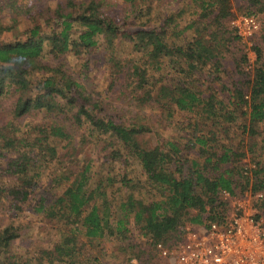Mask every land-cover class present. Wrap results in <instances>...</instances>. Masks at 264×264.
I'll return each mask as SVG.
<instances>
[{
	"label": "trees",
	"instance_id": "trees-1",
	"mask_svg": "<svg viewBox=\"0 0 264 264\" xmlns=\"http://www.w3.org/2000/svg\"><path fill=\"white\" fill-rule=\"evenodd\" d=\"M106 1L0 0V37L21 18L31 22L23 38L0 40V116L12 115L0 124V264H114L86 255L87 245L102 239L115 241L112 256L124 263L155 264L157 245L181 242L187 224L228 221L224 191L237 195L252 184L264 193V33L255 41L253 73L244 70L245 55L230 72L223 47L239 39L225 24L236 16L235 0H192L197 20L183 29L181 12L158 22L151 9L135 6L118 18ZM240 1L248 3L240 7L245 14L264 13V0ZM119 42L132 45V56L118 53ZM101 45L105 64L98 62ZM96 66L107 67L112 92L136 102L130 117L109 111L86 86ZM155 105L161 121L193 113L192 135L150 143L156 130L147 108ZM38 113L56 123H15ZM60 120L84 130L80 142ZM89 142L103 144L104 162L128 170V161H137L143 178L125 171L96 184L92 160L79 148ZM105 181L125 189L118 214ZM254 203L264 215V195ZM29 211L43 215L55 237L25 254L18 244Z\"/></svg>",
	"mask_w": 264,
	"mask_h": 264
},
{
	"label": "rangeland",
	"instance_id": "rangeland-1",
	"mask_svg": "<svg viewBox=\"0 0 264 264\" xmlns=\"http://www.w3.org/2000/svg\"><path fill=\"white\" fill-rule=\"evenodd\" d=\"M106 2L108 5H110V14L118 18H122L125 14L129 13L132 8H136L135 6L143 7V9L145 10L144 12H147L151 9L153 12L151 14L152 18L158 22L161 20L160 16L164 14H178V12H181L183 14L178 18L179 29L185 28V26L187 24H190L192 20H197L198 15L196 14V12H198L199 10V6L196 5L192 0H107ZM246 6H248V3L242 2L240 0H235L233 3L235 15L245 14L244 10H240V7L246 8ZM260 16L262 28L251 40L244 41L239 38L235 41H232V44L229 45L230 48L226 47V45L223 47L224 54H226L224 63L227 66L228 71H235L237 59H242V57L245 55L247 58V62L244 64V70L250 72V74L253 73V68L257 64L258 59V54L255 50V41H261V35L264 33V13H260ZM147 18L148 15H143L140 16L137 21L142 22L147 20ZM225 24L226 27L232 30L230 20H227ZM30 27L31 22L26 18H21L19 26L16 29L3 34L0 37V40L14 41L16 40V38H23L24 31L29 29ZM218 30H220V28ZM193 32L194 29H190L187 31V34L189 36H192ZM227 37H229L228 34L226 35V38ZM170 39H175L177 42H180L184 38L182 36L180 38L172 37ZM101 46L102 47H100V51L98 53V62H101V64H105L107 53L104 50L103 45ZM116 49L118 50V53L122 56H132L131 52H133V50L131 44H128L126 42H119ZM70 60L71 64L79 72L80 69L78 66H76L77 62L75 58L70 57ZM103 67L98 68V66H96L94 68V71L89 73V76L86 81V86L93 94H95V96H97L103 101V105L109 111L116 110L120 114H126L128 117H130L137 111L136 102L133 100L132 103V100H129V97L127 95H123L121 93L116 94L114 91L112 92L109 89L108 69L106 66ZM3 106L9 107L10 105H8V102H5L3 103ZM147 109H149L148 112H151L148 114L153 117V124L156 130V133H152L151 136L148 138L150 143H152L153 145H155L157 141L163 136L172 139H180L187 136H191L193 131L195 130V120L193 119V113L177 111L171 118L168 119L167 117H165L166 121H161L163 113L161 112V108L158 105H155L154 107L149 106ZM48 116L51 115L45 113H38L35 116H26L22 119H19L18 122L15 123L21 129L26 128V125L30 124L32 120H36V122L41 123L47 122V124L56 123L55 121L50 119L51 117ZM2 119L3 118L0 116V121H2ZM11 119L12 115H8L4 121L0 122V124L7 122ZM60 123L62 125H65L68 133L75 136V140L80 142L84 132L82 128H77L76 126H73L72 123L67 120H63V122L60 120ZM202 126L204 127L203 121L201 122V127ZM237 128L238 123L234 124V127L230 129V135L235 134V132H237ZM240 132L241 131L238 130V133ZM102 145L96 142H89L85 143V145H79L82 158H88L92 160V163L94 165L93 170H95L94 177L96 180V184L100 183L101 180H106L107 177L118 178V174L125 173V171H127L129 177H136V179L143 178V174L140 170V165L137 161H128V170H126V165L123 163H109L108 161L104 162V156L107 151L103 150ZM247 158L250 159L252 157ZM104 184H106L104 188H106L110 195L109 200L112 202V211L113 213L118 214L120 201L125 194V189H120V184L118 183L111 184L108 181H105ZM139 185L140 184H137V186ZM141 191L144 193L146 192L144 191V189H142ZM142 192L141 195L147 197L148 193L143 194ZM27 214L28 216H24V219L22 220L23 225L26 226V228L22 231L23 239L18 244L19 251L25 254H27L30 247L37 248L38 245L50 246L51 241L53 242L55 237L54 231L51 229L52 227L49 226L48 220L43 215H36L31 213L30 211ZM0 216L3 215L0 214ZM6 216V221H8L10 219L9 215ZM114 247L115 241L112 239H102L100 242L94 241L92 244L87 245L86 255H100L104 260L108 262H114V264H129L121 261L120 259L122 257L116 258L112 256V250ZM130 263L133 264L132 262Z\"/></svg>",
	"mask_w": 264,
	"mask_h": 264
},
{
	"label": "built area",
	"instance_id": "built-area-1",
	"mask_svg": "<svg viewBox=\"0 0 264 264\" xmlns=\"http://www.w3.org/2000/svg\"><path fill=\"white\" fill-rule=\"evenodd\" d=\"M230 23L244 41L251 40L262 28L259 16L254 13L238 14ZM223 194L231 203L228 221L186 225L181 242L157 245L155 264H264V215L259 214L254 203L264 193H254L251 184L241 194L229 191ZM132 263L138 264L135 259Z\"/></svg>",
	"mask_w": 264,
	"mask_h": 264
}]
</instances>
